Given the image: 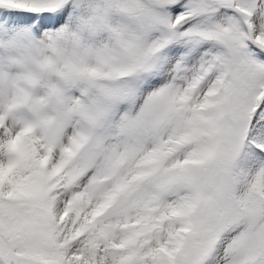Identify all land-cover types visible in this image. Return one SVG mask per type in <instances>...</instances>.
Here are the masks:
<instances>
[{"label":"snow or ice","instance_id":"snow-or-ice-1","mask_svg":"<svg viewBox=\"0 0 264 264\" xmlns=\"http://www.w3.org/2000/svg\"><path fill=\"white\" fill-rule=\"evenodd\" d=\"M0 264H264V0H0Z\"/></svg>","mask_w":264,"mask_h":264}]
</instances>
